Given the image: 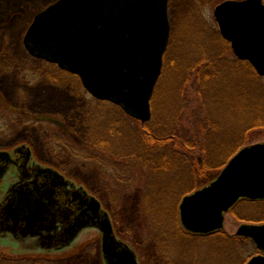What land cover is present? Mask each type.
<instances>
[{
    "label": "rangeland",
    "instance_id": "obj_1",
    "mask_svg": "<svg viewBox=\"0 0 264 264\" xmlns=\"http://www.w3.org/2000/svg\"><path fill=\"white\" fill-rule=\"evenodd\" d=\"M55 1L57 0H0V59L8 65L4 54L11 51L20 59L16 65L17 70L33 73L28 74L29 76H44L47 70L52 72L50 76H53V85L41 96L48 101L50 98L52 108L59 113L54 115L52 124L38 117L37 125H43L53 133L55 154H62V161L58 160V165L73 176L77 183L86 182L102 199L104 207L113 217L118 238L135 250L140 264H182L185 258L196 264H246L248 259L259 251L250 239L239 237L235 232L242 223L264 222V200H254L256 202L252 203L239 201L225 214L224 227L220 231L232 238L233 242L228 248L221 244L219 251L213 250V242L210 239L191 238L185 240L191 246L193 244L190 250H183L184 245L181 242L169 240L164 244L165 250L161 252V246L159 247L158 241L155 240V221L150 208L154 206L155 197H159V190L168 187L170 192L166 204L173 202V206L177 208L179 224L178 206L184 195L208 184L210 181H206L210 177H216L234 151L245 145L264 142V128L256 127L248 132H240L251 111L255 113V110H258L264 116V77L261 83L253 85L256 89L252 88L249 92L253 96L246 100L240 98L236 100L237 103L226 105L227 110L233 109L231 111L234 113V119L230 123L226 120L227 125H222V132L216 135L218 142L225 140V143L216 144V138L209 143L213 152L208 156L217 158L218 163L216 169L206 174L192 177V173L186 170L181 171L182 176L178 175V169L167 172V169H171L173 161H166L168 167H159L166 170H157L158 173L154 174V171L147 168L149 163H155L147 157V150L152 143L158 141L150 138L152 135L144 140L141 135L148 134L152 129L156 134L152 137L161 136L162 128L165 130V127L172 126V115L175 116L176 123L178 117V125L182 124V127L176 129L177 133L191 126L192 110L204 104L202 95L196 89L194 76H226L228 80H236L237 77L243 80L244 77L241 76H259L256 72L255 74L253 71H247L243 61H237L239 59L234 55L230 43L220 34L213 12L217 5L226 0H168L169 43L163 56L160 77L150 100L151 118L145 123L131 118L119 106L91 96L78 76L41 59L30 62L27 50L18 42L33 16ZM262 1L264 3V0ZM243 81L245 82L235 81L234 83L239 85L234 90L246 94L244 87L251 89L252 84L247 82L246 78ZM222 84V81L216 83L213 94L219 93ZM18 99L21 105L25 101L29 105L30 99L27 95L22 94ZM255 102L257 104H254ZM6 107V103L0 99V110L8 116ZM43 109L45 108L41 106L36 108L37 111ZM181 109L182 114L179 113ZM223 109L226 110L225 107ZM210 112H213V108ZM218 112L222 115L223 110ZM96 137L109 141L113 148L111 153L114 156L104 159L108 164L111 162L109 165L101 166L92 159L96 153L94 147H89L87 143L95 141ZM36 141L34 140V145L39 151L40 144ZM81 141L85 143L80 144ZM161 144L164 142L159 141V150ZM193 152L195 162L200 164L205 160V150L197 149ZM124 159L132 167V172L127 171V166L122 161ZM55 160L57 161L56 158ZM161 163L159 161L162 166ZM202 183L204 184L201 185ZM153 213L155 214V210ZM31 248L24 241L21 244L14 240L12 234H6L0 242V262L16 264L12 258L4 259L5 254L25 250L38 251ZM72 249L77 251L75 256L70 259L62 258ZM43 253H49L46 257L54 259L44 262L35 260L30 263L69 264L72 261L71 264H103L100 255V234L92 228H85L67 247Z\"/></svg>",
    "mask_w": 264,
    "mask_h": 264
},
{
    "label": "water",
    "instance_id": "obj_2",
    "mask_svg": "<svg viewBox=\"0 0 264 264\" xmlns=\"http://www.w3.org/2000/svg\"><path fill=\"white\" fill-rule=\"evenodd\" d=\"M167 3L57 0L35 15L23 45L31 56L77 75L94 98L114 103L145 123L151 118L150 100L169 43ZM213 13L234 55L264 77L263 1L226 0ZM3 172L0 167V175ZM38 175L48 180L42 183L48 187L39 188L33 180L32 189L20 190L7 201L4 232L27 231L37 239L33 248L58 250L70 245L82 229L96 228L105 264H140L134 249L115 235L109 212L94 195L73 189L69 202L76 203L63 207L57 204V189L72 183L52 169L39 170ZM45 195L49 203L42 199ZM242 199L264 200V142L242 146L208 184L184 195L178 206L180 225L200 235L223 230L225 214ZM61 222L67 225L62 230ZM235 234L250 239L260 251L246 264H264V222L242 223Z\"/></svg>",
    "mask_w": 264,
    "mask_h": 264
},
{
    "label": "flooded vegetation",
    "instance_id": "obj_3",
    "mask_svg": "<svg viewBox=\"0 0 264 264\" xmlns=\"http://www.w3.org/2000/svg\"><path fill=\"white\" fill-rule=\"evenodd\" d=\"M18 43L23 45L22 38ZM4 56L7 57V62L9 64L7 65L3 59H0V99L6 103L9 115L7 116L5 112L0 110V153H6L0 154V157L3 158L0 159V167L4 168V172L0 175V242L6 234H12L14 240H17L21 244L24 241L25 244H29L32 247L31 249L38 250H25L20 253L16 252L15 254H5L4 259L12 258L16 261V264H33L30 262H34L35 260H42V262H44L45 260L48 261L54 259L52 257H46L50 255L49 253H43L51 250L33 248V246L37 245V239L35 241V238L28 235L30 234L29 232L21 231L19 229L15 230L14 233L4 232V230L8 228L9 222L4 213L7 201L16 198V194L17 192H20V190L32 189L33 186H31L30 183L33 180H37L39 188L48 187L42 185V183L47 182L48 180L41 177V175H38L39 170L49 171V169H52L72 183V185L69 184L67 186L58 187L57 189V204H61L63 207L74 205L76 203L74 201L69 202L68 195L73 189H83L88 194L94 195L100 201L101 207L109 212L115 235L119 237L113 217L110 211L104 207L102 199L96 195L95 191L91 189L86 182L77 183L73 176H70L66 173L65 169L58 165V160H60V162L62 161V154H55V147L53 148L55 143L53 133L44 128L43 125H37L38 117L46 123H51L54 115L59 113L52 108L53 104L51 103L50 98L48 101L41 96L46 89L48 90V88L53 85V76H50L52 72L47 70L44 76H29L33 75V73H25L22 70H17L16 65L19 63L20 59L14 52L10 51V53H5ZM29 59L30 62L32 60H40L30 55ZM4 66L5 68L3 69L2 67ZM22 94L27 95L28 99H30L29 105H27V101L23 102L22 105L20 104L18 98L21 97ZM37 106H41L45 109L37 111ZM34 140H37L36 142L40 144L39 151L34 145ZM91 142L93 143L96 153V155H94L95 161L99 162L101 166L106 164L109 165L111 162L108 164L104 161L105 158L109 159L114 156L111 153L113 148L109 141L100 140L96 137L95 141ZM84 143V141L80 142V144ZM105 152L106 154H104ZM122 161L127 166V171L132 172V167L129 166L128 161L126 159ZM99 187H101V185ZM103 188L105 190L106 185L103 186ZM19 196L21 197V195ZM42 199L45 200V203L50 201L48 195L42 196ZM67 212L70 215L73 213V211L70 210ZM66 226L65 222H61L60 229L62 230ZM84 229L81 231L83 232ZM92 229L97 230L96 228ZM81 231L78 235L82 233ZM97 231L99 232V230ZM44 233L41 232V234ZM99 234L100 255L102 263L105 264L101 251V233L99 232ZM75 252L77 253V251L72 249L69 253L63 255L62 258L70 259L75 256ZM137 259L139 262L138 255ZM71 263L72 261L69 262V264ZM0 264H2V262H0Z\"/></svg>",
    "mask_w": 264,
    "mask_h": 264
},
{
    "label": "trees",
    "instance_id": "obj_4",
    "mask_svg": "<svg viewBox=\"0 0 264 264\" xmlns=\"http://www.w3.org/2000/svg\"><path fill=\"white\" fill-rule=\"evenodd\" d=\"M237 61L241 62L240 60ZM243 62L244 65L248 68L247 71L250 70L253 71V73H255V70L248 62L246 61ZM185 77L189 78V76H185ZM241 77L246 78L247 82L252 84V86H250L251 89L244 87V90H246V94L242 92L239 93L234 90V88L238 87L237 85H239V84H235L234 82L238 80L245 82L243 81L244 78L243 80L240 77H237L236 80L234 78L228 80L226 76H194L195 79L194 83L197 85L196 89L202 95L204 104L199 105L192 110L191 117L193 118L192 120L193 122L191 123V126L187 128H183L177 133L176 129H178L180 126L182 127V124L178 125L179 124L178 117L176 123L175 116L172 115L170 117L172 126L165 127V130L162 128L161 136L152 137L156 135L154 131H152V129L149 130L150 132H148V134H141L144 140L147 139L150 135H152L150 138H155L156 141H158L156 143H152L151 146L149 147L150 149L147 150V154H148L147 157L150 159V161L154 160L155 162L154 164H152L153 166L151 165V163L148 164L147 166L148 170L151 169V171H154V174L158 173V171L163 172L166 169L164 170L159 169V167L160 168L168 167L166 161L169 163L173 161V165L171 169H167V172H172L178 169L177 170L178 175L180 176H182L181 171L184 170L188 171V173L190 174L192 173L190 176L198 177L203 174H206L208 171H212L213 169H216V165L218 163L217 158L208 156V154L210 153L212 154L213 152V149L209 145V143H211L212 139L215 140L217 133H219L220 131L222 132L223 129L222 125H227V123H225L226 120H228V122L230 123L234 119L233 117L234 113L231 111L233 109L230 108V110H227L226 105L227 106H229L230 104L233 105V103H237L236 100H239L240 98L246 100L248 99V97L253 96L249 94V92L252 90V88L256 89L255 87H253V85L255 86L261 83L263 78L261 76H241ZM219 81L223 82L222 84L223 86L219 91V93L213 94V87L216 86V83ZM249 85L250 84H248V86ZM224 90L225 92L223 93L222 91ZM208 93H210L211 95L209 94L210 95L209 96ZM240 95H244V96L240 97ZM254 104H257V102H255ZM260 104L261 102L259 101L258 105ZM211 106L213 108L212 113L210 112L212 110V108H210ZM224 107L226 110L223 109ZM221 110H223V113L222 115H219L220 112L218 111ZM255 111H256L255 113H252L251 111V115L247 116V118L245 119L244 128L240 132L242 133L248 132L249 130L256 127L264 128V116L262 115V113L258 112V110ZM181 112L182 109L179 110L180 114H182ZM246 113L248 115V110L246 111ZM132 134H136V133L132 132ZM159 141L164 142V144H161L160 150L157 148V146L158 147L160 146ZM215 143L221 145L225 143V140L222 142H218V138H216ZM87 144L89 147L93 146L92 142H88ZM141 146L143 145L141 144ZM197 149L205 150L206 158L200 164L195 162V155L193 151ZM233 153H235V151ZM233 153H231L229 157H231ZM92 159L95 160V157L92 156ZM159 161L162 162L161 163L162 166L159 164ZM163 161L165 162V164H163ZM213 178H215V175L210 177L206 182L211 181ZM204 183H202L201 185H203ZM168 192H170V189L168 187L167 189H165L164 187L162 191L159 190V197H155V201H154L155 203L153 204L154 206L150 208L151 216L155 221V227H154V231H155L154 236L156 238L155 240L158 241L159 247L161 246L160 249L161 252L165 250L164 244H166V242L169 240L171 241L176 240L178 242H181L184 245V247H182L183 250L186 251L190 250L192 249L193 244L191 246V244H188V242L185 240H189L191 238L192 239L199 238L203 240L210 239V241L213 242L212 246H213V250L215 251L221 250L220 248L221 244L225 248H228L230 246L231 242H233L232 238L225 236V234H223L222 231H215L205 235L191 234L184 231L180 223L179 224L177 223V215H176L177 208L173 206V202L172 204L170 203L166 204V199L169 198ZM161 198L163 199V203H161ZM241 201H249V200H241ZM249 202L252 203L256 201H249ZM153 210H155V214L153 213ZM184 255L186 254L184 253ZM184 261L185 262L182 264H196L190 260H187V258H185Z\"/></svg>",
    "mask_w": 264,
    "mask_h": 264
},
{
    "label": "bare ground",
    "instance_id": "obj_5",
    "mask_svg": "<svg viewBox=\"0 0 264 264\" xmlns=\"http://www.w3.org/2000/svg\"><path fill=\"white\" fill-rule=\"evenodd\" d=\"M35 15H36V14H35ZM35 15L33 16V18L35 17ZM28 26H29V25H28ZM28 26H27V28H28ZM27 28H26V30H27ZM26 30H25V32H26ZM25 32H24V34H25ZM24 34H23V36H22V42H23Z\"/></svg>",
    "mask_w": 264,
    "mask_h": 264
}]
</instances>
